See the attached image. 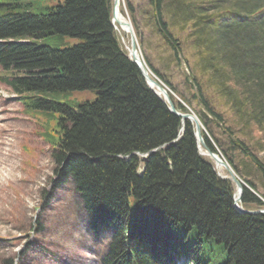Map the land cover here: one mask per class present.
<instances>
[{
  "label": "trees",
  "instance_id": "obj_1",
  "mask_svg": "<svg viewBox=\"0 0 264 264\" xmlns=\"http://www.w3.org/2000/svg\"><path fill=\"white\" fill-rule=\"evenodd\" d=\"M30 4L0 0V67L21 74L2 81L16 94L95 91L75 107L34 105L59 113L56 187L70 181L93 237L107 236L100 264H176L182 255L216 264L211 242L227 250V264H264V214L236 211L234 183L198 153L192 123L182 128L128 58L112 0H62L37 14ZM123 7L146 65L180 96L184 103L170 95L178 109L198 105L206 144L244 180L241 204L264 207V0ZM53 34L81 41L63 49L32 41Z\"/></svg>",
  "mask_w": 264,
  "mask_h": 264
},
{
  "label": "rangeland",
  "instance_id": "obj_2",
  "mask_svg": "<svg viewBox=\"0 0 264 264\" xmlns=\"http://www.w3.org/2000/svg\"><path fill=\"white\" fill-rule=\"evenodd\" d=\"M30 1L29 12L37 14L47 12V8L62 0ZM127 35L121 41L128 52ZM32 41L63 49L81 40L53 34ZM1 74L8 76L11 70L0 68ZM176 85L180 89L177 82ZM167 88L172 92L171 87ZM0 89V264H98L107 246V236L94 240L68 180L55 187L59 176L50 154L57 147L59 113L34 105L35 100L46 99L75 107L93 101L95 91L37 90L14 94L1 82ZM174 95L180 99L172 92L171 96ZM188 108L193 111L198 105L193 110L189 105ZM212 165L217 175L228 176L220 166ZM233 172L246 187L244 180ZM131 207L133 210L132 201ZM187 242H194L192 234ZM206 248L212 259L215 255L216 264H227L226 249L220 250L215 242L208 243Z\"/></svg>",
  "mask_w": 264,
  "mask_h": 264
},
{
  "label": "water",
  "instance_id": "obj_3",
  "mask_svg": "<svg viewBox=\"0 0 264 264\" xmlns=\"http://www.w3.org/2000/svg\"><path fill=\"white\" fill-rule=\"evenodd\" d=\"M119 1L120 0L112 1V23L114 25L115 23H117L119 26L124 27L125 29L123 30L128 33L129 42H130L129 47H128V54H129L130 60L137 65V67L139 68L149 88L152 89L154 93L158 95V97L164 102L169 112H171L175 116H178L182 121L188 119L194 123V136L196 138L199 153L205 154L208 157H210L213 160L215 166H222L228 174V176H226L225 178L230 179L235 184V192H234V198H233L234 208L238 212L243 213V214L256 215V214L264 213V209H259V210L245 209L238 203L240 202V197L243 191L242 183L237 178V176L234 174V172L232 171L228 163L222 157H220L218 153H215L214 151L210 149V147L206 145L202 137V134H201V125L197 117L191 111L189 112L179 111L175 107L172 99L170 98L169 92L166 90V87L165 86L163 87L159 83V80L150 74L146 65L139 59L138 55L136 54L137 52H139L137 51L138 45H137L136 37L134 35V31L132 29L130 21L122 15H121L122 19L118 18L117 12L119 8ZM200 147L204 148L205 152H201Z\"/></svg>",
  "mask_w": 264,
  "mask_h": 264
},
{
  "label": "bare ground",
  "instance_id": "obj_4",
  "mask_svg": "<svg viewBox=\"0 0 264 264\" xmlns=\"http://www.w3.org/2000/svg\"><path fill=\"white\" fill-rule=\"evenodd\" d=\"M117 14H118V18L119 19H122V16H121V14H120V10H119V8H118V12H117ZM115 24H117V23H115ZM118 25V24H117ZM120 29H125L124 27H121L120 26ZM130 44V43H129ZM138 51V50H137ZM137 55H138V57H139V59L143 62V59H142V57H141V55L139 54V52H137L136 53ZM127 56L129 57V54H128V52H127ZM130 58V57H129ZM134 63V62H133ZM144 63V62H143ZM137 66V65H136ZM139 69V68H138ZM141 73V72H140ZM142 75V74H141ZM143 77V76H142ZM144 78V77H143ZM159 83L164 87V85H163V83H161L160 81H159ZM166 90L168 91V89L166 88ZM169 92V91H168ZM162 95V94H161ZM152 151V150H151ZM200 151L201 152H205L204 151V149L202 148V147H200ZM140 153H138V155H139ZM201 155L202 156H204V157H208L207 155H205V154H202L201 153ZM220 155V154H219ZM210 158V157H209ZM220 168L221 169H224L222 166H220ZM231 168V167H230ZM232 169V168H231ZM225 170V169H224ZM233 171V170H232ZM235 174V173H234ZM221 176V175H220ZM223 177H226V176H223ZM241 182V181H240ZM242 183V182H241ZM242 186H243V191H244V185H243V183H242ZM243 191H242V194H243ZM242 194H241V196H242ZM240 205H241V197H240V202H238ZM233 204H234V201H233ZM242 206V205H241ZM259 209H264V207L263 208H259ZM259 209H254V210H259ZM237 211V210H236ZM238 212V211H237ZM240 213V212H239ZM261 214H264V213H261ZM256 215H259V214H256Z\"/></svg>",
  "mask_w": 264,
  "mask_h": 264
}]
</instances>
